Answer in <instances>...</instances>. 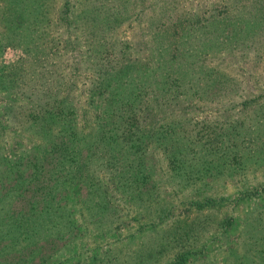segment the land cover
Masks as SVG:
<instances>
[{
    "label": "rangeland",
    "instance_id": "obj_1",
    "mask_svg": "<svg viewBox=\"0 0 264 264\" xmlns=\"http://www.w3.org/2000/svg\"><path fill=\"white\" fill-rule=\"evenodd\" d=\"M251 13L259 16L248 20L246 32L231 31ZM106 15L111 24L109 44L101 47L102 54L97 53L90 65L85 42L98 36L93 38L84 28ZM159 18L165 29L169 27L167 18L180 24L157 39L150 33L154 28L148 26ZM263 19L264 0H0V155L9 160L0 169L10 173L9 180L0 179V186L13 185L17 169L19 174L25 171L24 179H30L26 161L50 153L43 164L44 173L15 199L16 208L27 213L33 205V213L40 217L41 200L48 189L62 181L68 189L64 209L53 205L50 209L54 217L64 213V228L60 219H53L60 226L31 245L36 256L30 258L25 252L21 260L12 256L11 261L174 264L184 249L167 246L165 238L178 229L184 233L193 220L204 229L199 243H204L206 250L189 257L185 264H233L235 256L263 250L264 28H259ZM161 41L178 43L179 48L171 51ZM72 43L80 48L74 49ZM129 62L135 64L126 72L129 78L120 83L115 80L110 88L91 96L102 68L120 69L131 65ZM133 84L140 85L133 88L135 101L123 90ZM157 88L185 94L177 103L164 106L167 99L151 101V90ZM30 93L42 103L66 97L78 107L83 131L81 163L86 154L96 151L89 145L99 138L97 130L107 125L106 138L113 124L105 116L98 119L96 102L103 110L113 100L123 102L124 110L140 109L150 102L144 112L154 120L147 118L141 125L146 137L140 153L144 151L141 156L150 169V183L157 185L152 197L133 201L126 187L117 183L113 164L93 166L102 185L90 200H85L89 190L85 175L80 181L67 179L65 173L49 180L60 167L59 155L64 150V131L58 132L62 123L51 125L57 133L53 142L57 147L44 149L36 125L28 129L25 120L12 122L4 114L9 102ZM109 93L115 95L113 99ZM150 127H155L161 138H156ZM187 133L196 137L191 150L179 146ZM206 142L208 147L202 148ZM176 150L183 151V159L187 151L189 154L185 166L174 171L170 157ZM22 154L25 160L20 162ZM87 165L81 169L86 175ZM61 196L64 190L55 191V202Z\"/></svg>",
    "mask_w": 264,
    "mask_h": 264
},
{
    "label": "trees",
    "instance_id": "obj_2",
    "mask_svg": "<svg viewBox=\"0 0 264 264\" xmlns=\"http://www.w3.org/2000/svg\"><path fill=\"white\" fill-rule=\"evenodd\" d=\"M258 16L259 15L256 13H251L249 17H246L245 15L243 19H240L235 24L236 26H234L231 31L235 32L237 30H241L243 32H246V25L250 22L248 20H256ZM108 17L109 15H106L104 18L93 19L92 22L88 24L89 27L84 28V31H89V34H92L91 36L93 38L95 37V34L98 36V39H89L85 42L86 47H84V53L87 54L86 61L90 65L96 61L97 53L102 54L101 51L103 50L101 49V47H107V44H109L107 38H109L108 35L109 31L111 30V24L109 23ZM177 22L178 20L168 21L167 18L166 25H168V28L170 29L168 30L167 27L165 29L164 26H162L161 19L159 18V20L153 21L151 24H149L148 27L154 28L150 33H152L155 38L159 39L162 35L164 37H166V35H169L171 30L174 32V26H178L176 24ZM94 24H98V27ZM259 28H264V19L259 24ZM93 31L95 32L93 33ZM228 33H230V30H228ZM172 37H175V33ZM72 44L76 45L75 43ZM161 45L165 46L171 51H176L177 48H179L178 43H165L161 41ZM261 46L264 47V43L261 44ZM66 47H70V43H67ZM75 48L80 47L77 44L74 49ZM159 60H162V58L160 57ZM263 60L264 59H262V61ZM100 63L101 62H99V64ZM129 63H131L132 67L130 64H125L120 69H114V67L110 66H108L109 68L106 69L102 68L100 71V76H98L95 82V89L90 92L91 96L98 94L101 90L110 88L115 80L120 83V81L125 77L128 76L129 78V75L126 72H128L131 68L135 67L134 63ZM136 66L138 65L136 64ZM96 68L98 67L96 66ZM139 86V84H133L130 87H125V89L123 90L125 93H127L128 96L132 95L135 101L136 96L135 90L133 88H137ZM162 90L163 89L160 88H157L156 90H151V93L154 95L151 99L153 103L158 102V99L162 98L168 100L164 101V106H168L170 102H178L180 98L179 96L185 94L184 92H178L177 90L169 91V93L167 91L163 92ZM103 94L104 93H102L101 95ZM168 95L169 97H167ZM109 96L110 99H113V96L115 95L112 96V94L109 93ZM20 99V101L14 100L12 102H9L5 108L4 114L7 120L12 122L17 121L20 118L25 120L28 129L33 128L36 125V129L40 131V141L43 143L44 149L49 147L51 148V150H53V148L57 147L53 143L55 139L58 138H55V134L57 133H55L51 125H54L57 122L62 123V128L58 132L64 131V150L61 152L60 149L59 153L61 152L60 154H62L59 155L60 160L58 161L60 167H58L57 172L53 173L48 178L49 180H56L58 176L61 177V175L65 173L66 176L69 177L67 179H71V181H80V176L85 175L88 180L87 187L89 188L86 193L85 200H90L93 199V197L100 192V186L102 185L101 180L96 174V169L93 166H106L108 164V166L110 167L113 164V166H116L115 177L117 179V183L126 187L129 192V196L132 198L133 201L138 200L140 202H143L144 200H146L147 197H152V194L156 192L155 187L157 185L153 182L150 183L152 175H150L151 172L149 167L146 166L145 159L141 156V154H144V151L140 153L141 148L144 149V139L142 138L146 137V133L144 131L146 128H142L141 125L147 122V118L149 119V122L154 120L153 118L149 117L147 113L144 112L149 109V105H151L150 102H146L143 108L131 110H124V103L120 102V104H116L115 100H113L111 104L105 106L108 107L106 110H103L101 108H98V106H100V102H96L94 109L98 113V119L101 120V116H105L107 119H111L113 124H110L111 129L109 131V136L105 138V131L107 125H104L102 128L97 130L99 138H97L95 143H91L89 145L91 151H96H94L91 155L86 154L83 157L85 165H87L88 163H92L90 165H87L89 173L86 175L85 169L81 171L84 164L80 162L82 158V153L80 152L82 146L80 145V143L82 140L81 135L83 134V131L82 127H80L78 123V117L80 116L77 112L78 107H74V105H72L70 100H68L66 97H58L46 103H42L35 98L34 93H30L28 95H25V97H21ZM26 101H30V104H28ZM126 101L130 100L128 99ZM160 103H163V101H159V104ZM141 113H143V116L140 117ZM84 114L85 113L83 111L82 115L84 116ZM101 121L100 123H105ZM153 129L154 136L156 138H161V135L157 133L158 131L155 130V127H150V130ZM229 131L232 134L233 131L231 129H229ZM184 136L186 137V139L183 144L180 142V149L191 150L194 144L193 139H195L196 137L194 136L193 138L192 134L190 133H187ZM163 137L164 136H162V138ZM208 145L209 144L206 142L201 144V147L207 148ZM216 146H218L217 143ZM226 153L230 154V152ZM186 154H189V151H187ZM186 154L185 159H183L181 157L183 155L182 150H176L172 153L170 157V163L173 164L171 168L174 169V171L185 166ZM50 155V153H47L39 158H29L26 161L24 166L26 169H28L27 172L30 173V179H24L23 175L25 171H22L19 174L17 173V169L15 178L13 179L15 182L13 185L7 184V186H5L1 183L0 264H14L11 261V257L16 256L18 260H21L23 255H27L25 252H29L28 256L30 258H34L36 254L31 251L34 247L31 245H35V243L38 241V237H42L43 234H45L46 236H50L52 230L56 228L58 229L60 226V223L54 222L53 219H60L62 221V228H64V213L54 217V214H52V212L50 211V209L53 208L52 205L59 206L64 209V201L66 202V192L68 189L66 188V184L63 181L55 183L46 192V197L41 200L44 207L42 209L43 211L40 212V217H38V214L33 213V210L36 209L33 205H31L27 213L22 209H17L15 205V199L17 198V196L21 195L23 192L26 191L27 188L25 186L31 180L36 181L34 179L40 178L41 173H44L43 164L49 159ZM23 156L24 154L19 156L20 162H22V160H25V157ZM7 158L8 157L6 155H0V166H4L6 163L9 162ZM97 161L101 162L98 163ZM20 162L17 161L18 167L20 166ZM63 164L64 171L62 169ZM0 179H10V173H8L7 169H0ZM148 184H150V186L147 187ZM61 190H64V196H61V198L55 202V191L59 192ZM10 192L12 193L10 194ZM101 192L104 193V197L106 199L110 198L106 190H103ZM47 209H49V212H47ZM46 213L47 215L44 218L43 215ZM38 221L40 228L37 227ZM43 221L47 222L43 224ZM70 222L71 219L68 217V223L70 224ZM199 226L200 224H196L193 220L191 222V226L187 228V231H185L184 233L183 231L178 229L176 230L175 235L174 233H170L168 234V236H166L165 244L167 246L171 245V247L176 246L178 248L184 249L178 254V257L174 264H185L186 261H188L189 257L195 256L197 252L198 254H201L202 251L206 250L205 244L199 243L200 238L202 237L201 230H204L202 227ZM43 260L44 259H42V261ZM260 260L261 263L264 264V248L259 253L235 256V263L233 264H260Z\"/></svg>",
    "mask_w": 264,
    "mask_h": 264
}]
</instances>
